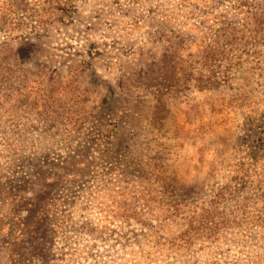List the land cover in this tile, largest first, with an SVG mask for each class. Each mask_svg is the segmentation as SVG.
<instances>
[{
  "label": "rangeland",
  "instance_id": "1",
  "mask_svg": "<svg viewBox=\"0 0 264 264\" xmlns=\"http://www.w3.org/2000/svg\"><path fill=\"white\" fill-rule=\"evenodd\" d=\"M0 264H264V0H0Z\"/></svg>",
  "mask_w": 264,
  "mask_h": 264
}]
</instances>
